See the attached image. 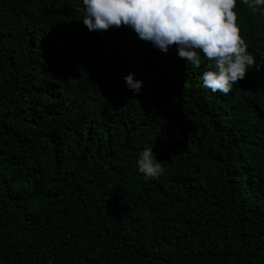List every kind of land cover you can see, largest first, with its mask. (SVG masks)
Instances as JSON below:
<instances>
[{"label": "trees", "instance_id": "trees-1", "mask_svg": "<svg viewBox=\"0 0 264 264\" xmlns=\"http://www.w3.org/2000/svg\"><path fill=\"white\" fill-rule=\"evenodd\" d=\"M80 6L0 0V264H264V16L237 0L260 68L223 95Z\"/></svg>", "mask_w": 264, "mask_h": 264}, {"label": "clouds", "instance_id": "clouds-1", "mask_svg": "<svg viewBox=\"0 0 264 264\" xmlns=\"http://www.w3.org/2000/svg\"><path fill=\"white\" fill-rule=\"evenodd\" d=\"M252 14L264 16V0H240ZM82 23L88 31L129 28L136 37L162 53L175 54L200 73L202 87L227 95L239 80L260 63L241 35L237 0H80ZM129 72L126 87L138 94L143 82ZM166 162L157 161L151 148L136 158L145 181L163 175Z\"/></svg>", "mask_w": 264, "mask_h": 264}]
</instances>
